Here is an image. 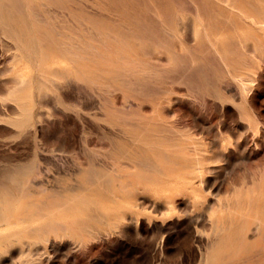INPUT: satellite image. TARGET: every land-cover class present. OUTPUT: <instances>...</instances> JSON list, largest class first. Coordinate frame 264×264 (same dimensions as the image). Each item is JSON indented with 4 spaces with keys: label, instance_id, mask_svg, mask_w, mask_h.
Masks as SVG:
<instances>
[{
    "label": "rangeland",
    "instance_id": "1",
    "mask_svg": "<svg viewBox=\"0 0 264 264\" xmlns=\"http://www.w3.org/2000/svg\"><path fill=\"white\" fill-rule=\"evenodd\" d=\"M261 16L0 0V264H264Z\"/></svg>",
    "mask_w": 264,
    "mask_h": 264
},
{
    "label": "bare ground",
    "instance_id": "2",
    "mask_svg": "<svg viewBox=\"0 0 264 264\" xmlns=\"http://www.w3.org/2000/svg\"><path fill=\"white\" fill-rule=\"evenodd\" d=\"M254 1H255V0H254ZM229 3H230V2H229ZM233 4H234V3H233ZM257 4H258V3H257ZM224 5H225V4H224ZM226 5H227V4H226ZM226 5H225V6H226ZM228 5H229V4H228ZM234 5H235V4H234ZM234 5H233V6H234ZM230 6H231V4H230ZM230 6H229V7H230ZM233 6H231V7H233ZM261 6H262V5H261ZM229 7H227V8H229ZM236 7H237V6H236ZM241 7H242V6H241ZM237 9H239V8H237ZM231 10H232V9H231ZM239 11H240V10H239ZM239 11H238V12H239ZM259 16H260V15H259ZM244 17H245V16H244ZM261 17H263V16H261ZM249 18H250V17H249ZM247 19H248V18H247ZM259 19H260V18H259ZM263 19H264V17H263ZM252 20H253V18H252ZM251 22H252V21H251ZM252 23L255 24L254 21H253ZM177 139H178V137H177ZM181 139H182V137H181ZM193 140H194V139H193ZM197 142H198V141H197ZM192 146H193V145H192ZM192 146H191V147H192ZM193 147H194V146H193ZM189 150H190V149H189ZM193 151H194V149H193ZM195 152H196V151H195ZM176 165H177V164H176ZM201 165H202V164H200V166H201ZM192 167H193V165H192ZM195 167H197V166H195ZM180 174H181V173H180ZM176 175H179V174H176ZM176 175H175V176H176ZM188 175L190 176V174H188ZM197 176H198V175H197ZM197 176H196V177H197ZM183 180H184V179H183ZM185 181H186V180H185ZM193 181H194V180H193ZM192 185H193V184H192ZM196 187H197V186H196ZM198 188H200V186H198ZM189 189H190V188H189ZM198 190H199V189H198ZM197 192H198V191H197ZM200 192H201V189H200ZM200 192H199V193H200ZM192 199H193V198H192ZM194 200H195V199H194ZM201 200H202V199H201ZM193 203H194V202H193ZM193 203H192V205H193ZM195 203H197V202H195ZM239 203H240V202H239ZM118 204H119V202H118ZM123 204H124V203H123ZM125 205H126V204H125ZM127 205H128V204H127ZM120 206H121V204H120ZM120 206H119V208H120ZM129 206H130V205H129ZM126 207H127V208H125V207H123V208H125V209H129V208H130V207L128 208V206H126ZM130 209H131V208H130ZM220 212H221V210H220ZM212 213H213V212H212ZM201 216H202V215H201ZM202 218H203V217H202ZM8 224H9V223H8ZM22 224H23V223H22ZM5 226H7V225H5ZM10 233H11V232H10ZM18 240H19V239H18ZM5 241H6V240H5ZM5 243H7V242H5Z\"/></svg>",
    "mask_w": 264,
    "mask_h": 264
}]
</instances>
